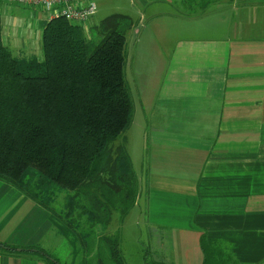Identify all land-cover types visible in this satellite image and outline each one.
I'll return each mask as SVG.
<instances>
[{
	"label": "crops",
	"instance_id": "1",
	"mask_svg": "<svg viewBox=\"0 0 264 264\" xmlns=\"http://www.w3.org/2000/svg\"><path fill=\"white\" fill-rule=\"evenodd\" d=\"M177 1L124 7L143 24L130 31L133 49L152 59L140 71L128 154L132 165L141 157L139 221L155 232L152 247L164 243L148 253L157 264H203L204 237L213 264H264V0H205L190 13L173 10ZM0 14L10 50L41 44L44 12L0 3ZM57 235L48 210L0 181V242L19 249L0 251V264H46L20 249L48 252Z\"/></svg>",
	"mask_w": 264,
	"mask_h": 264
},
{
	"label": "trees",
	"instance_id": "2",
	"mask_svg": "<svg viewBox=\"0 0 264 264\" xmlns=\"http://www.w3.org/2000/svg\"><path fill=\"white\" fill-rule=\"evenodd\" d=\"M204 1L181 3L190 13L203 10ZM134 25L114 13L88 34L83 25L49 20L39 59L3 43L0 14V181L48 210L61 235L81 229L74 234L81 264H127L120 226L109 234L92 229L109 224L112 209L120 225L139 195L125 144L112 147L134 115L125 78L126 35ZM200 246L203 264H213V243L202 237ZM18 250L0 242L1 252ZM20 251L61 264L37 246Z\"/></svg>",
	"mask_w": 264,
	"mask_h": 264
},
{
	"label": "rangeland",
	"instance_id": "3",
	"mask_svg": "<svg viewBox=\"0 0 264 264\" xmlns=\"http://www.w3.org/2000/svg\"><path fill=\"white\" fill-rule=\"evenodd\" d=\"M128 4V0H95V6H96V15L92 18L89 17L85 24L83 25L85 27L86 32L90 31V28L93 26H96L101 20L104 18L116 13L120 12L121 14H130L129 11L125 12L124 7ZM19 5V4H18ZM23 6V5H21ZM25 9L27 11H34V9L27 8ZM37 11L43 12L41 9H35ZM119 10V11H118ZM173 10L177 12H185L186 7L181 3L180 0L176 2L174 5ZM138 16L132 17L133 20H137ZM170 21V20H167ZM137 22V21H136ZM136 25V24H135ZM142 23H138L136 25V28L141 29ZM131 29L130 31H132ZM129 31V32H130ZM169 31V30H168ZM127 32L128 39L126 41V47H125V78L127 81L128 89L130 91L132 101L135 103V106L139 102L138 97V86L140 83V71L145 70L146 66H144V62L148 59L151 61V51L150 49L141 50L138 47L133 49L134 42L137 38V35H132V33ZM89 34V32H88ZM133 37V39L130 41V39ZM166 49V53L169 54L170 49H168L167 43L163 42ZM40 42L38 43V47L31 43L26 49L25 52L22 54H18L19 56L32 54L33 56L42 59L41 50H40ZM39 48V49H37ZM14 54V53H13ZM14 54V55H16ZM139 75V76H138ZM129 130V129H128ZM119 136V138L112 143V147L115 146V148H119L120 146H124L127 151V154L133 153L135 150V142L137 141V137L132 134V131L129 130ZM141 135V133H140ZM139 135V138H140ZM138 138V142H139ZM133 165H132V171L135 174L136 180L138 181V187H140V180H141V157L139 155L136 157L133 156ZM140 193V190H139ZM59 201L63 200V195L59 196ZM59 205V202H57ZM142 200L139 201V195L136 199V203L133 205V207L130 208L128 213L126 214L125 218L122 220L121 224L119 225V212L115 211L114 209L111 210V219L109 224L102 223L103 226L97 227L96 229H92V231H95L94 234L99 232H105L107 230V233H114L115 230L120 226V235H121V247H122V254L124 256V260L127 264H143L142 258L144 259V262L146 263H153L156 262V257L153 256V254L148 253V246L152 249L159 250V247L163 246V244L158 245L157 247H152L149 242L150 236H155V232H150L147 228L144 222L139 221V210L142 207ZM63 232L61 235L57 232V229H55V233L58 235V239L55 242L54 241V247L53 249H50L48 252L53 256V258H56L59 260L61 264H81L82 262V250H81V244L76 240L77 236L74 235L78 232H81V229L76 230L75 228H69ZM84 230H89L84 228ZM83 230V232H84ZM110 230V232H109ZM91 231V230H89ZM66 233V234H65ZM69 234V235H67ZM78 252H76V251ZM78 253V254H77ZM91 256V255H90ZM88 259V258H87ZM158 261V260H157Z\"/></svg>",
	"mask_w": 264,
	"mask_h": 264
},
{
	"label": "built area",
	"instance_id": "4",
	"mask_svg": "<svg viewBox=\"0 0 264 264\" xmlns=\"http://www.w3.org/2000/svg\"><path fill=\"white\" fill-rule=\"evenodd\" d=\"M0 3L41 9L47 21L61 18L73 25H84L96 12L93 0H0Z\"/></svg>",
	"mask_w": 264,
	"mask_h": 264
}]
</instances>
